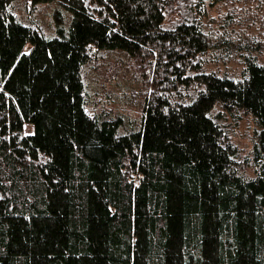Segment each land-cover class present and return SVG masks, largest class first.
<instances>
[{"label": "trees", "instance_id": "16d2710c", "mask_svg": "<svg viewBox=\"0 0 264 264\" xmlns=\"http://www.w3.org/2000/svg\"><path fill=\"white\" fill-rule=\"evenodd\" d=\"M30 1L57 29L0 0V264H264V173L221 121L251 114L264 160V64L206 69L205 0ZM98 50L151 66L140 126L88 108Z\"/></svg>", "mask_w": 264, "mask_h": 264}, {"label": "rangeland", "instance_id": "374dc122", "mask_svg": "<svg viewBox=\"0 0 264 264\" xmlns=\"http://www.w3.org/2000/svg\"><path fill=\"white\" fill-rule=\"evenodd\" d=\"M17 10L25 22L32 24L47 35H56L57 20L55 3L32 4L24 0ZM203 18V25L210 34L212 46L208 51V71L230 74L235 79L242 76L246 59L254 58L264 64V0H220L210 4ZM65 27L69 24L66 14ZM142 57L131 58L120 50H98L84 68L86 96L93 113L120 115L128 126H140L144 96L151 91L155 74ZM222 124L239 148V160L244 173L254 177L264 173V160L253 156L258 131L262 129L251 114L225 113ZM132 124V125H131Z\"/></svg>", "mask_w": 264, "mask_h": 264}]
</instances>
